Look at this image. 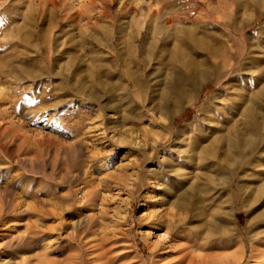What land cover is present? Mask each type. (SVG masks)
Here are the masks:
<instances>
[{
    "label": "rangeland",
    "instance_id": "rangeland-1",
    "mask_svg": "<svg viewBox=\"0 0 264 264\" xmlns=\"http://www.w3.org/2000/svg\"><path fill=\"white\" fill-rule=\"evenodd\" d=\"M0 264H264V0H0Z\"/></svg>",
    "mask_w": 264,
    "mask_h": 264
},
{
    "label": "bare ground",
    "instance_id": "bare-ground-1",
    "mask_svg": "<svg viewBox=\"0 0 264 264\" xmlns=\"http://www.w3.org/2000/svg\"><path fill=\"white\" fill-rule=\"evenodd\" d=\"M162 214H163V210H159V212L155 214V216H154V223H160V221L162 220V218H166V220H164V221L167 222L168 224L173 223V222H171L170 219H167V217L166 216H163ZM165 239H167V238H165ZM164 241H166V240H164Z\"/></svg>",
    "mask_w": 264,
    "mask_h": 264
}]
</instances>
